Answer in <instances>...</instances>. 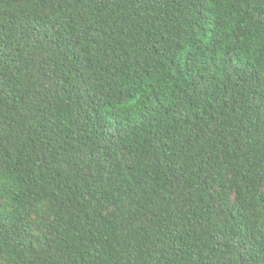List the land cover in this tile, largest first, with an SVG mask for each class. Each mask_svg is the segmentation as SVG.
I'll list each match as a JSON object with an SVG mask.
<instances>
[{
    "label": "trees",
    "instance_id": "1",
    "mask_svg": "<svg viewBox=\"0 0 264 264\" xmlns=\"http://www.w3.org/2000/svg\"><path fill=\"white\" fill-rule=\"evenodd\" d=\"M0 264H264V0H0Z\"/></svg>",
    "mask_w": 264,
    "mask_h": 264
}]
</instances>
